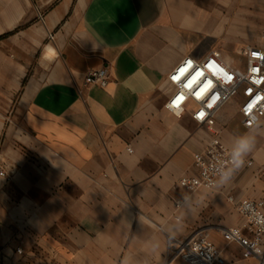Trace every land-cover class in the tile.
Here are the masks:
<instances>
[{
  "label": "crops",
  "instance_id": "1",
  "mask_svg": "<svg viewBox=\"0 0 264 264\" xmlns=\"http://www.w3.org/2000/svg\"><path fill=\"white\" fill-rule=\"evenodd\" d=\"M263 25L264 0H0V264H186L170 244L202 231L226 264H259L221 230L243 222L229 196L264 202V118L250 130L227 105L222 141L255 146L188 192L211 132L165 103L182 59L232 61ZM102 66L107 86L73 79Z\"/></svg>",
  "mask_w": 264,
  "mask_h": 264
},
{
  "label": "built area",
  "instance_id": "2",
  "mask_svg": "<svg viewBox=\"0 0 264 264\" xmlns=\"http://www.w3.org/2000/svg\"><path fill=\"white\" fill-rule=\"evenodd\" d=\"M261 38L264 40V25ZM238 55L240 60L237 63L227 61L221 51L214 48L201 59L185 57L167 75L174 91L165 107L181 116L192 105L194 120L211 132L205 147L194 154L198 173L179 179L180 186L188 192L214 188L222 171L232 166L230 152L233 146L222 141L223 128L218 123L219 114L227 105L235 103L238 106L245 128L255 123L258 125L264 118V46L246 45L238 51ZM182 68L185 69L183 73L180 72ZM173 77L178 79L173 80ZM73 79H83L87 84L104 87L110 81V73L108 66H102L89 70L82 78L73 75ZM201 113L204 115L201 116ZM128 150L132 152L131 147ZM247 164L252 165L253 161L249 160ZM259 172L264 175V163L259 166ZM0 176L6 177L3 169H0ZM229 200L235 203L243 222L222 229L223 237L241 245L243 258H257L259 264H264V202L248 198L235 200L234 196H229ZM182 204L183 200H178L176 208ZM170 246L177 250L176 255L186 264H226L221 250L206 231L185 241L175 240ZM16 251L21 253L22 249L19 247Z\"/></svg>",
  "mask_w": 264,
  "mask_h": 264
},
{
  "label": "clouds",
  "instance_id": "3",
  "mask_svg": "<svg viewBox=\"0 0 264 264\" xmlns=\"http://www.w3.org/2000/svg\"><path fill=\"white\" fill-rule=\"evenodd\" d=\"M256 123L250 126V130L256 127ZM256 142V135L250 131L245 132L235 139L230 152L231 167H226L219 176L221 183L230 181L234 173L243 166L245 157L253 150Z\"/></svg>",
  "mask_w": 264,
  "mask_h": 264
},
{
  "label": "rangeland",
  "instance_id": "4",
  "mask_svg": "<svg viewBox=\"0 0 264 264\" xmlns=\"http://www.w3.org/2000/svg\"><path fill=\"white\" fill-rule=\"evenodd\" d=\"M228 54L231 56V58L237 63L239 60H240V57L238 54H236L234 51H227ZM3 169V168H1ZM4 170V169H3ZM5 171V170H4ZM6 177H7V180L10 179V177L7 176L6 174ZM178 261L180 262V264L183 262L180 258L178 259ZM183 264V263H182Z\"/></svg>",
  "mask_w": 264,
  "mask_h": 264
},
{
  "label": "snow or ice",
  "instance_id": "5",
  "mask_svg": "<svg viewBox=\"0 0 264 264\" xmlns=\"http://www.w3.org/2000/svg\"><path fill=\"white\" fill-rule=\"evenodd\" d=\"M189 63H191V62H189ZM184 71H185V69H183V68L180 69V72H181V73H183ZM176 79H178V78H177V77H173V80H176ZM229 79H230V77H229ZM214 99H215V98H213V100H214ZM209 107H211V105H209ZM200 115L203 116L204 114L201 113Z\"/></svg>",
  "mask_w": 264,
  "mask_h": 264
},
{
  "label": "bare ground",
  "instance_id": "6",
  "mask_svg": "<svg viewBox=\"0 0 264 264\" xmlns=\"http://www.w3.org/2000/svg\"><path fill=\"white\" fill-rule=\"evenodd\" d=\"M47 58H49V59H50V58H51V59H52V58H55V55H54L53 53H48V54H47Z\"/></svg>",
  "mask_w": 264,
  "mask_h": 264
}]
</instances>
